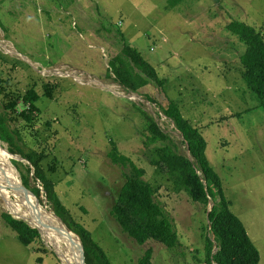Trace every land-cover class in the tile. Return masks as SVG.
<instances>
[{
    "label": "rangeland",
    "instance_id": "obj_1",
    "mask_svg": "<svg viewBox=\"0 0 264 264\" xmlns=\"http://www.w3.org/2000/svg\"><path fill=\"white\" fill-rule=\"evenodd\" d=\"M232 20L264 36V0H184L175 7L167 0H0V113H8L20 130L18 147L47 154L44 170L61 201L112 264H136L147 247L153 248V264H205L207 208L149 164L138 106L180 153L189 152L173 122L142 93L176 102L200 130L230 210L264 264V108L242 77L244 45L226 29ZM128 44L155 69L161 89L151 81L130 92L107 75L110 59ZM30 90L38 94L32 122L21 117L30 107L24 99ZM112 143L144 170L179 236L174 252L151 241L136 243L110 213L125 180V170L107 157ZM0 144L8 151V143ZM10 154L20 178L29 176L30 187H41L42 208L51 212L40 182L28 172L31 165ZM2 212L9 213L0 201V264L67 262L56 253L60 245L42 236L23 245Z\"/></svg>",
    "mask_w": 264,
    "mask_h": 264
},
{
    "label": "trees",
    "instance_id": "obj_2",
    "mask_svg": "<svg viewBox=\"0 0 264 264\" xmlns=\"http://www.w3.org/2000/svg\"><path fill=\"white\" fill-rule=\"evenodd\" d=\"M182 1L184 0H167V4L168 7H175ZM226 29L236 35L244 45L239 57L242 77L247 88L255 94L264 108V36L251 25L237 20H232ZM139 53L135 47L125 45L121 54L110 59L107 75H113V81L130 92H139L151 81L161 89L162 80ZM142 95L147 102L158 107V114L161 112L173 122L182 136L181 144L186 145L189 152V156L180 153L179 146L171 136L145 109L138 106L144 122V128L139 135L143 138L147 161L151 166L163 171L175 190L185 192L193 202L206 208L209 198L213 202L207 216V232L203 235L205 264H259V251L251 241L243 222L230 210V202L225 196L221 178L206 156L207 143L200 130L183 116L176 102L167 97L164 101H159L149 94ZM24 99L30 103V107L24 109L21 117L32 122L37 116L35 102L38 100V94L35 90H30ZM20 133L17 127L12 126L9 114L1 112L0 139L9 144L10 153L19 154L30 163L32 168H28V172L31 173L33 169L32 176L35 181L40 182L48 203L66 226L80 238L86 264H112L103 248L93 239L91 232L73 218L61 201L55 183L44 170L43 160L47 154L34 149L24 151L18 147ZM107 157L113 164L125 170V180L118 190L110 212L122 232L140 245L151 241L174 252L181 246L179 236L171 219L156 201L155 190L144 178V170L131 158L120 153L113 143ZM22 181L40 198L41 189L30 187L29 176L22 177ZM29 194L40 207L43 206L30 192ZM14 217L6 212L1 213L5 224L15 232L23 245L29 246L40 240L38 229ZM72 235L74 242L80 247L77 236L73 233ZM136 264H153V248L147 247Z\"/></svg>",
    "mask_w": 264,
    "mask_h": 264
},
{
    "label": "bare ground",
    "instance_id": "obj_3",
    "mask_svg": "<svg viewBox=\"0 0 264 264\" xmlns=\"http://www.w3.org/2000/svg\"><path fill=\"white\" fill-rule=\"evenodd\" d=\"M13 157L0 146V201L3 208L13 216L23 218L30 225L38 227L40 235L47 244L60 245L59 253L56 252V248L53 249L58 256L67 257V262L65 261L64 264H84L81 245L79 247L74 242L72 233L68 232L53 210L47 211L33 199H29L28 190L24 189L19 172L11 161ZM34 197L41 203L37 196ZM56 223L60 229L55 225Z\"/></svg>",
    "mask_w": 264,
    "mask_h": 264
},
{
    "label": "water",
    "instance_id": "obj_4",
    "mask_svg": "<svg viewBox=\"0 0 264 264\" xmlns=\"http://www.w3.org/2000/svg\"><path fill=\"white\" fill-rule=\"evenodd\" d=\"M22 159H24L23 157H21ZM31 174H33V172H31ZM23 187H24V189L25 190H28V191H30V193L32 194V195H34L35 196V194L31 191V190H29V189H27L24 185H23ZM212 207H213V202L211 201V199L209 198V204H208V206H207V216H208V213L210 212V210L212 209ZM55 213V212H54ZM12 217H14L11 213H9ZM55 215L57 216V214L55 213ZM58 217V216H57ZM14 218H16V219H19V218H17V217H14ZM59 218V220L66 226V224L63 222V220L60 218V217H58ZM21 220H24V219H21ZM29 226H31L32 228H36V229H38V231L40 232V230H39V228L38 227H36V226H32V225H30L29 223H28V221H26V220H24ZM66 228H67V230H68V232H71V233H73L67 226H66ZM41 233V232H40ZM75 234V233H74ZM76 235V234H75ZM77 236V235H76ZM78 237V236H77ZM79 238V237H78ZM79 241H80V245H81V249H82V256H83V260H84V264H86V262H85V259H84V249H83V245H82V242H81V240H80V238H79ZM215 248H216V245H215Z\"/></svg>",
    "mask_w": 264,
    "mask_h": 264
},
{
    "label": "clouds",
    "instance_id": "obj_5",
    "mask_svg": "<svg viewBox=\"0 0 264 264\" xmlns=\"http://www.w3.org/2000/svg\"><path fill=\"white\" fill-rule=\"evenodd\" d=\"M155 106V105H154ZM182 137V136H181ZM26 160V159H25ZM27 161V160H26ZM29 163V162H28ZM30 164V163H29ZM32 168V167H31ZM33 172V169H32ZM33 175V174H32ZM41 189V187H39ZM42 191V190H41ZM36 196V195H35ZM207 212V211H206ZM9 214V213H8ZM21 220V219H20ZM74 233V232H73ZM78 236V235H77ZM254 244V243H253ZM257 247V246H256Z\"/></svg>",
    "mask_w": 264,
    "mask_h": 264
}]
</instances>
